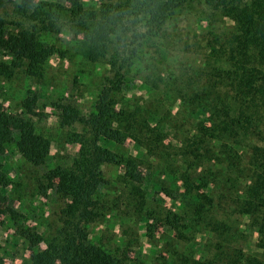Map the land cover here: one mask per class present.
Instances as JSON below:
<instances>
[{"label":"trees","instance_id":"16d2710c","mask_svg":"<svg viewBox=\"0 0 264 264\" xmlns=\"http://www.w3.org/2000/svg\"><path fill=\"white\" fill-rule=\"evenodd\" d=\"M196 6L206 23L203 61L149 72L145 80L161 97L144 103L121 98V104L117 96L127 88L135 64L152 47L163 61L175 42L167 27ZM130 19L132 26H125ZM54 35L76 41L82 59L104 61L108 70L93 111L84 114L65 99L52 105L62 128L78 125L84 132L67 137L66 143L77 148L74 158L50 170L47 184L38 187L67 200L56 232L45 241L29 228L18 229L30 246L45 241L28 264H124V252L88 239V226L102 222L108 210L100 198L106 184L102 167L108 164L123 168L124 212L146 224L147 237L154 232L146 205L158 190L174 199L163 222L177 241L207 235L204 255L173 251L175 264H264V0H0V52L12 58L4 65L7 76L20 70L41 82L47 60L59 52L47 41ZM167 94L180 102L175 115L164 108ZM35 107L36 96L30 95L18 114L0 108V155L16 136L18 153L37 168L46 163L50 142L35 131ZM127 142L140 153L123 151ZM164 180L177 190L161 188ZM9 185L0 161V216L13 221L18 213L8 203ZM231 215L249 218L256 254L239 245L238 220Z\"/></svg>","mask_w":264,"mask_h":264},{"label":"rangeland","instance_id":"374dc122","mask_svg":"<svg viewBox=\"0 0 264 264\" xmlns=\"http://www.w3.org/2000/svg\"><path fill=\"white\" fill-rule=\"evenodd\" d=\"M193 8L188 15L182 13L171 26L167 27V33L175 42L168 45L163 61L152 47L148 49L142 61L135 64L136 71L132 74L127 88L123 94L117 96L121 104L123 103L121 98L134 103H144L146 100L156 101L161 97V92L150 87L145 80L149 72L153 75L163 69L177 71L203 61L206 23L199 18L201 8L199 6ZM217 27L222 28L221 23H218ZM47 41L59 52L47 60L41 82L27 77L20 70L7 76L4 73V65H9L12 58L0 52V108L6 113L18 114L22 110L23 100L30 95L36 96V115L32 117V122L36 133L50 142L46 163L37 168L29 165L18 153L14 142L16 136H13V140L1 152L0 161L10 181L6 196L9 206L18 213V217L13 221L7 216H0L2 264H28L31 255L44 249L45 241L59 226V213L67 201L53 189H47L43 193L38 190L40 183L44 186L47 184L45 175L50 170L67 166L74 158L77 148L66 143L67 137L72 132H84L78 125L62 128L58 112L52 107L53 103L64 99L71 100L82 113L93 111L101 80L108 70L104 61L91 63L82 59L77 42L72 39L54 35L48 37ZM158 86L162 87V84L159 83ZM167 97L168 105H164V108L166 111L171 109L172 115H175L180 102L172 94H167ZM123 151L130 155L140 153L131 142L125 144ZM150 170L155 172L153 167ZM123 173L124 170L119 165L108 164L102 167L106 184L100 198L106 203L108 210L105 211L106 216L102 222L88 226V239L91 243L102 244L119 255H123L124 252V264H175L173 251L196 258L208 251L207 235H198L190 242L177 241L166 229L163 219L167 212L173 209L174 204V199L165 195L166 190H158L148 199L146 211H152L150 218L152 220L149 223L154 235L152 239L147 237L150 230H147L146 224L133 220L124 212L127 201L123 193H126L127 189L122 180ZM155 175L156 179L161 177L159 172ZM163 187L174 191L178 186L164 180L161 183V188ZM221 216V219H225L226 214ZM229 218L235 220L236 217L231 215ZM236 219L240 231L238 234L242 236L239 245L245 253L256 254L257 235L249 227V218L243 216ZM19 228H29L30 231L41 234L45 241L37 246H30L19 235Z\"/></svg>","mask_w":264,"mask_h":264},{"label":"clouds","instance_id":"9594fccd","mask_svg":"<svg viewBox=\"0 0 264 264\" xmlns=\"http://www.w3.org/2000/svg\"><path fill=\"white\" fill-rule=\"evenodd\" d=\"M125 26L131 27L132 26V20H128L125 22ZM136 30L139 31L140 30V26H136Z\"/></svg>","mask_w":264,"mask_h":264}]
</instances>
